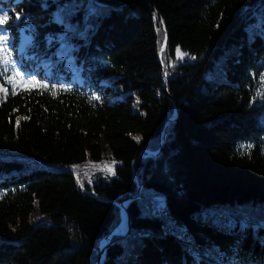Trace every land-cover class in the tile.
I'll return each mask as SVG.
<instances>
[{
	"label": "trees",
	"instance_id": "1",
	"mask_svg": "<svg viewBox=\"0 0 264 264\" xmlns=\"http://www.w3.org/2000/svg\"><path fill=\"white\" fill-rule=\"evenodd\" d=\"M3 13L0 264H264V0Z\"/></svg>",
	"mask_w": 264,
	"mask_h": 264
},
{
	"label": "water",
	"instance_id": "2",
	"mask_svg": "<svg viewBox=\"0 0 264 264\" xmlns=\"http://www.w3.org/2000/svg\"><path fill=\"white\" fill-rule=\"evenodd\" d=\"M162 27L164 28V25H163V24H162ZM164 48H165V45L162 47V49H164ZM164 83H165V82H164ZM164 86H165V84H164ZM176 116H177V109L174 110V114L172 115L171 118H169V120H175ZM162 142H163V140H162L160 143H162ZM158 151H159V150H156V151H154V152H152V153H153L154 155H156V154L158 153ZM140 187H141V186H139V188H140ZM136 197H137V195H136V196H132V197L127 198V199H124L123 201H121L120 203H118V205H119L120 208H121V212H122V205L125 204V206H124V211H125V213H126V223H125V228H124V230L118 235V237H125V236L129 233V231H130V228H131V222H130V217H129V214H128V211H127V204H128V202H129L130 200H133V199H135ZM111 234H112V233H109L104 239L108 238ZM114 241H116V238L113 239L111 242H110V241H107V242L103 245V247L99 250L98 257H97V259H96V261H95L94 264H101V262L103 261V259H104V257H105L106 249L108 248L109 244L112 243V242H114Z\"/></svg>",
	"mask_w": 264,
	"mask_h": 264
},
{
	"label": "snow or ice",
	"instance_id": "3",
	"mask_svg": "<svg viewBox=\"0 0 264 264\" xmlns=\"http://www.w3.org/2000/svg\"><path fill=\"white\" fill-rule=\"evenodd\" d=\"M8 16L7 13L0 14V27L3 26L4 22L7 21ZM0 63H3L4 71H8V65L10 63L9 59L7 58V37L5 35H0ZM13 75H19V73H14ZM11 82V80L9 81ZM24 82L33 83L31 80H26Z\"/></svg>",
	"mask_w": 264,
	"mask_h": 264
},
{
	"label": "bare ground",
	"instance_id": "4",
	"mask_svg": "<svg viewBox=\"0 0 264 264\" xmlns=\"http://www.w3.org/2000/svg\"><path fill=\"white\" fill-rule=\"evenodd\" d=\"M124 206H125V204H123L122 205V212H121V220H120V223H119V225H118V227L116 228V229H114V233H121L123 230H124V225H125V223H126V213H125V211H124ZM110 237V236H109ZM109 237L108 238H106V239H103L101 242H100V249L103 247V245L107 242V241H109Z\"/></svg>",
	"mask_w": 264,
	"mask_h": 264
},
{
	"label": "rangeland",
	"instance_id": "5",
	"mask_svg": "<svg viewBox=\"0 0 264 264\" xmlns=\"http://www.w3.org/2000/svg\"><path fill=\"white\" fill-rule=\"evenodd\" d=\"M0 35H3V31L2 30H0ZM12 70L14 71V69H12ZM15 73H19V75H17L18 83H24V81H26V78L19 71L16 70ZM4 94H5V89L2 88L1 89V95L4 96ZM124 228H125V225H124Z\"/></svg>",
	"mask_w": 264,
	"mask_h": 264
}]
</instances>
